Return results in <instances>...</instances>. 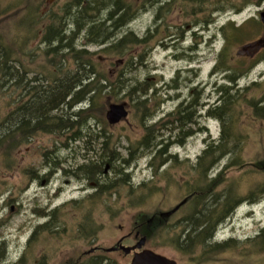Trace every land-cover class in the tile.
Returning <instances> with one entry per match:
<instances>
[{
  "label": "rangeland",
  "instance_id": "obj_1",
  "mask_svg": "<svg viewBox=\"0 0 264 264\" xmlns=\"http://www.w3.org/2000/svg\"><path fill=\"white\" fill-rule=\"evenodd\" d=\"M71 1L47 0V3L55 4V8L60 10ZM128 1L136 2V5L142 4L140 0ZM240 1L228 0L226 8L218 12L214 10L212 3L199 10L194 4L184 5L182 0L172 3L168 10L159 11L160 4L148 5L137 19L122 27L115 35L117 39L130 31L139 39L148 35L149 42L146 46L135 48L134 45H128V54H122L123 56L103 55L100 53L103 47L88 46L91 54L96 53L94 62L100 61V71H109L114 77L125 74L123 78L132 87L147 82L150 88L148 97L156 95V99L152 98L150 103L154 117L143 121L137 97H125L121 94L117 98H108L105 102L106 111L110 103H127L128 120L117 126L110 127L105 111L103 119L98 117L90 122L92 132L84 133L82 141L68 140L70 133L55 135L40 132L30 143L10 151L9 154L0 152V248L4 244L6 249V258L0 264H18L21 259L22 264H34L42 249L48 252L50 248L54 251L57 247L53 244L56 238L49 234L32 240L35 228L45 221L34 212L39 205L44 208L67 205L62 216L65 214L69 237L64 242H69L71 252L79 250L81 254L94 247L110 249L133 230L142 235L143 227L148 231L155 227L150 238L141 236L147 238L145 248L174 259L178 264H264L263 246L249 243L264 230V196L254 204L242 203L232 217L217 229L213 242L236 239L237 249L219 255L207 254L201 261L198 260L200 252L194 255L193 248L191 252L180 248L178 250L172 238L183 229L184 219L193 213V204L185 205L167 221L161 217V213L172 210L189 195L190 187L194 186V169L198 158L206 149L208 141H215L220 136L219 121L202 118L200 127L206 129V132L193 135L183 145L177 144L179 130L166 132L164 140L174 144L168 149V158L164 156L162 159L167 161L157 171L156 165L160 160L156 150L143 154L141 150L137 152V145L145 134L144 124L152 126L161 120H167L183 102L191 98L193 100V97H202L206 107L216 104L219 97L216 88L227 84V69H235L230 65V59L240 53L246 55L243 59L245 67L259 58L263 60L241 76L231 95L247 100L262 98L260 93L264 90V78L259 82L261 86L255 84L264 73V51L257 53L258 46L250 49L248 46L246 50H243V46L232 47L225 51L222 58L224 61L220 63V53L224 46L220 28L224 24L231 21L240 25L252 18L262 23L260 13L264 11V1L250 0L251 3L238 14L229 9L228 3L238 4ZM101 13L105 15L107 12ZM157 15H160L161 20L156 21ZM5 31L9 33V29ZM260 40H264V29L251 41H247L246 45ZM85 42V38H81L77 50L82 49ZM194 46L197 50L192 52L190 49ZM140 55L145 66L131 69L129 64L132 58L136 63V57ZM227 57L228 60L225 61ZM238 68L244 67L238 65ZM8 101L9 97H6L2 102V115L12 110L6 109ZM238 105L230 126L233 125V133L239 132L242 135L241 145L210 171L209 179L222 174L217 178V183L220 184L218 192L230 188L240 199H245L251 192L264 187V119H251V107L247 101L241 100ZM79 109L80 107L75 111ZM103 132L110 141L107 149L116 151L119 161L105 164L100 176L97 173L87 176L80 168L90 163L98 168V173L100 171L95 163L102 159L103 153L97 135L100 137ZM130 150L136 151L134 157L137 159L127 169L132 186L123 183L122 175L118 174V170L125 169L123 163L129 158ZM174 156L177 158H173ZM49 160L54 164L60 163V169L69 174L65 177L60 170L57 180L44 186L38 182L29 191H24L29 178L36 171L41 169L42 175L49 173V168L45 166ZM234 160L240 162L235 161L233 166L231 164L232 167L225 170ZM152 162L155 165L151 166ZM107 165H110V169L105 174ZM143 183L145 185L141 186ZM60 186L61 193L55 197ZM103 186L111 188L105 191ZM141 214L146 217L145 220L139 217ZM156 217L161 219L160 222L156 221ZM120 227H123V231L119 230ZM135 243L133 239L128 242L131 246ZM106 257L115 264H130L132 259L124 254H110Z\"/></svg>",
  "mask_w": 264,
  "mask_h": 264
},
{
  "label": "trees",
  "instance_id": "obj_2",
  "mask_svg": "<svg viewBox=\"0 0 264 264\" xmlns=\"http://www.w3.org/2000/svg\"><path fill=\"white\" fill-rule=\"evenodd\" d=\"M182 1L186 6L196 5L197 10L212 3L216 12L226 8L225 3L228 2V0ZM249 1L228 3L229 9L235 10L238 14L251 3ZM140 2L142 4L136 5V2L128 0H72L58 10L55 4L50 5L47 0H0V152L9 154L10 151L30 143L40 132L55 135L70 133L71 137L68 140L82 141L84 133L92 132L90 122L98 117L104 118L106 99L117 98L121 94L125 97H137V106L142 111L143 121L154 117L150 103L152 98L156 99V95L148 97L150 88L147 82L132 87L127 79L123 78L125 74L114 77L109 71H100L98 65L100 61L95 63L93 60L96 53L91 54L87 49L89 45L103 47L100 52L103 55L123 56L122 54H128V45H134L135 48L140 45L146 46L149 42L148 35L142 39L137 38L132 31L119 39L115 38V35L122 27L137 19L148 5L160 4L159 11L168 10L177 0ZM102 11L107 13L104 15ZM159 20L160 15H157L156 21ZM6 29H9V33H5ZM263 29L264 25L254 18L240 25L231 21L224 24L220 28V33L224 37L220 58L222 59L225 51L232 47L243 46V50L248 46L249 49L253 46L259 47L258 42L250 45H246V42L251 41ZM81 38H85L86 42L82 49L77 50ZM190 50L195 52L197 47L194 46ZM244 56L246 55L240 53L230 59V65L235 69L232 71L230 68L227 69L226 72H229L226 77L227 84L216 88L219 94L216 104L206 107L202 97H193V100L191 98L183 102L167 120H161L152 126L144 124L145 134L137 145V152L141 150L142 154L156 150L160 160L156 165L157 171L167 161L162 159L174 144L164 140L166 132L179 130L177 144L183 145L193 135L206 132V129L200 127L202 118L220 122V136L215 141H208L206 149L198 158L194 169L196 171L194 186L190 187L189 195L184 198L188 199L187 204H193L194 211L189 218L184 219L183 229L172 237L178 250L180 248L191 252L194 249V255L200 252L199 261L207 254L219 255L237 249L236 239L221 243L213 242L217 229L232 217L242 203L254 204L264 196L263 187L251 192L245 199H240L230 188L218 192L220 184L217 183V178L222 174L219 173L217 178L209 179L210 171L241 145L242 135L239 132L233 133V125L230 126L238 103L241 100L248 102L252 120L264 119V97L247 100L231 95L241 76L246 75L263 60L259 58L245 67ZM133 58L129 64L131 69L145 66L142 55L136 57V63ZM227 60L228 57L225 58V61ZM223 61L220 60V63ZM238 65L244 68L240 69ZM155 91L157 94L158 90ZM6 97H9L6 109L12 110L2 115V102ZM78 107L80 109L75 111ZM98 139L103 155L95 164L100 171L98 173V168L90 163L80 168L87 176L96 173L100 176L105 164L119 161L116 151L107 149L110 141L105 132L100 137L97 135ZM165 142L167 144H164ZM134 156L136 151L130 150L129 158L123 163L125 169L118 170V174L123 177L121 181L128 185L131 183L128 180L130 174L127 169L137 161ZM173 158L176 159L177 156ZM235 161L227 165L225 170L232 167ZM152 165H155L154 162ZM144 185L145 183L141 186ZM110 188L103 186L105 191ZM139 217L146 219L143 214ZM155 219L157 222L161 220L157 217ZM142 231H144L142 235L150 238L155 227L150 231L143 227ZM249 243L262 245L264 252V230ZM3 245L0 248V262L6 258V249ZM87 261V264H98L93 258H88Z\"/></svg>",
  "mask_w": 264,
  "mask_h": 264
},
{
  "label": "flooded vegetation",
  "instance_id": "obj_3",
  "mask_svg": "<svg viewBox=\"0 0 264 264\" xmlns=\"http://www.w3.org/2000/svg\"><path fill=\"white\" fill-rule=\"evenodd\" d=\"M264 51V46L258 47L257 53H261ZM264 78V73L261 75L260 81H256L257 84L260 86L262 85L261 82ZM260 97H264V90L262 93H260ZM172 100V98H171ZM49 155V154H48ZM49 168V173L42 175L41 169L39 171H36V173L29 178V182L26 185L24 191H29L33 184L40 182L42 186L46 185L47 183L52 182V180H57L56 176L60 169V163L54 164L49 160V162L45 163V166ZM110 169V167H109ZM64 173V176L66 177L69 173L66 170H61ZM61 186L57 189V194H55V197L58 196V194L61 193ZM67 208V205H57L55 207H49L46 206L45 208L43 206H37L36 209H34V212L36 215H40L41 220H45L43 223H40L34 230L32 240L38 239L41 237V235L49 234L52 237H55V242L53 243L57 247L54 248V251H51V248L48 252H45L43 249L41 252H39L38 256L35 259L34 264H87V259H95V261L98 262V264H108L109 262H112L110 259H108V255L110 254H124L122 250L119 248L118 251L109 253L107 252L108 249H103L100 247H94L89 251L81 252L78 250L77 252H71L69 249V242H64L69 237V230L66 228V222H65V214L64 210ZM80 210L82 208H79ZM165 219V218H164ZM166 220V219H165ZM167 221V220H166ZM165 221V222H166ZM120 231H123V227H120ZM141 233L135 232L134 230L131 231L127 236L122 237L114 247L118 246V243L121 242L123 246L129 247L131 245L128 244L129 240L133 239L136 243L139 242L141 239ZM30 242V241H29ZM134 246V245H133ZM79 252V254H78ZM105 254L106 256L102 255ZM125 256V254H124ZM131 256V255H129ZM125 256V257H129ZM132 257V256H131ZM23 260L21 259L18 264H22ZM113 263V262H112ZM115 264V262L113 263Z\"/></svg>",
  "mask_w": 264,
  "mask_h": 264
},
{
  "label": "water",
  "instance_id": "obj_4",
  "mask_svg": "<svg viewBox=\"0 0 264 264\" xmlns=\"http://www.w3.org/2000/svg\"><path fill=\"white\" fill-rule=\"evenodd\" d=\"M261 22L264 24V11L260 13ZM264 44V40L258 41V45ZM129 117V109L127 103H110L106 111V120L111 127L117 126L118 124L125 122ZM109 171V165L105 169V174ZM188 202V199L182 200L175 208L168 212L161 213V217L169 220L175 215L182 207ZM147 244V238L142 237L139 242L134 246H123L121 242L118 243L117 247H113L107 250L112 253L119 250L125 254V256L132 255L130 264H178L174 259L167 258L153 250L145 248Z\"/></svg>",
  "mask_w": 264,
  "mask_h": 264
}]
</instances>
